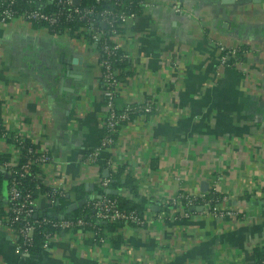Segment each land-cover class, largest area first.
<instances>
[{"label": "crops", "instance_id": "0c3cea01", "mask_svg": "<svg viewBox=\"0 0 264 264\" xmlns=\"http://www.w3.org/2000/svg\"><path fill=\"white\" fill-rule=\"evenodd\" d=\"M141 1L118 39L128 60L117 106L150 101L154 111L126 125L95 164L87 158L100 145L107 113L98 49L80 35L0 23L2 119L49 153L47 178L89 185L97 196L99 177L122 166L148 202L142 227L119 225L96 246L88 231L63 232L48 249L19 254L13 235L0 229V264H257L254 251L264 247V0ZM219 47L240 52L222 65ZM6 149L0 139V154ZM110 160L115 170L106 168ZM110 190L135 200L127 186ZM181 192L221 201L215 212L197 205L188 218H158L161 201ZM36 210L57 215L46 192ZM117 234L123 245L113 249Z\"/></svg>", "mask_w": 264, "mask_h": 264}, {"label": "built area", "instance_id": "2783aa9c", "mask_svg": "<svg viewBox=\"0 0 264 264\" xmlns=\"http://www.w3.org/2000/svg\"><path fill=\"white\" fill-rule=\"evenodd\" d=\"M0 23L6 24L13 21H23L29 23L35 21L36 23L45 21L49 27H53L58 22L59 15L56 13L44 14L43 8L49 7V5L57 4L70 8L74 5V0H25L32 10H26L23 13L17 15L15 11L11 9L15 3L14 0H0ZM101 0H96L100 2ZM113 5L117 0H107ZM79 2V0H78ZM141 5L143 2L141 1ZM42 8V9H41ZM95 13L93 8L79 9L72 8L70 13L67 14V18L77 16L83 20L89 15ZM131 17L124 14H115L112 10H103L99 12L97 17V25L104 24L105 28L109 27V30L104 33L103 29L99 27H92L85 25L80 29L79 35H85L90 38V44L95 47H99V69L101 75V85L103 89V98L107 107V113L104 119L102 128V138L98 149L88 155V163H93L98 160L99 153L104 148L115 147L117 145L118 135L126 125L130 124L131 116L134 118H145L153 114V105L150 101H145L138 104H126L119 108L117 106V96L119 92L121 74L120 69L114 68V64L117 62L127 61L128 56L123 52L118 39L121 35L114 29L113 24L115 21L120 22V26L124 29L125 25ZM47 31V28H45ZM52 31V30H51ZM87 40V39H86ZM88 41V40H87ZM219 51L222 53L220 58L221 64H228V57L237 58L239 50L230 49L226 50L223 47H219ZM234 65V64H233ZM4 129V135L2 141L6 144L7 149L5 153L9 154V160L7 162L0 163V173L7 177L8 186L6 189L7 198L4 201L2 207V213H0V229L7 231L15 238V248L19 254H28L26 251L28 247L34 245L33 236L37 228L42 226H49L54 231L52 233H44L42 248L48 249L51 242L58 239L60 233L63 232H76L85 231L84 228L88 225L83 220H72L64 217H57L52 219L47 216L36 217V201L33 200L32 194H25L20 187V180L27 177L31 179L39 180L42 186L47 189L50 195L67 197L71 204L77 203L76 196L72 193L73 187L69 185H63V183H57L52 178H47V167L51 164V156L47 151L37 150L30 139L18 136L15 133L9 131L7 126L2 123ZM12 134V137L9 136ZM10 138L11 142L8 144L6 140ZM26 141L29 142V146L25 147ZM4 153V154H5ZM25 159L26 162L21 163ZM117 163L112 160L106 162V168L108 170L116 169ZM33 170L37 171V174H33ZM50 177V176H49ZM109 179H98L97 187L103 189H109ZM87 187V188H86ZM89 185H85V190L88 191ZM91 188V187H90ZM46 192V194H47ZM91 192L93 190L91 188ZM215 194V193H214ZM48 196V195H47ZM93 195L94 200L89 202V206L95 212L96 219L102 222L108 223H120L121 225H130L135 227H142L145 223V212L142 215H138L136 212H125L119 209L117 201L115 199L106 198ZM80 201V200H79ZM221 201L217 199L214 202L209 195H194L189 192H181L171 199H163L160 203L161 211L157 214L160 219H176V218H188L189 212L185 209H191L200 205L202 208L211 212H215V206ZM177 210L181 211V216L176 215ZM179 211V213H180ZM230 214L229 212L219 213ZM36 217V218H35ZM91 238H98V243L103 244L104 239L98 237L96 233H90ZM21 239L22 243H16V239Z\"/></svg>", "mask_w": 264, "mask_h": 264}, {"label": "trees", "instance_id": "16d2710c", "mask_svg": "<svg viewBox=\"0 0 264 264\" xmlns=\"http://www.w3.org/2000/svg\"><path fill=\"white\" fill-rule=\"evenodd\" d=\"M14 4L12 5L11 9L16 12L17 15L23 13L26 10H32V8L29 7V5L26 3L25 0H14ZM1 5V1H0ZM72 8H79V9H90L93 8L95 13L93 15H89L85 19L81 20L77 16H72L70 19L67 18V14L70 13ZM141 8V0H117L116 4L113 5L111 2H108L107 0H101L100 2H96V0H79L78 4L72 5L70 8L62 6V5H57V4H52L49 5V7L46 8H41L42 12L44 14H51V13H56L59 15L58 17V22L56 23L55 26L49 27V25L45 21H41L36 23L35 21H31L28 24L39 28V29H45L47 28L49 33L55 34V35H60L63 33L68 34L69 36H78L80 32V29L83 28L85 25H89L92 27H99L103 29V32L106 33L109 30V27H101L100 25H97V17L99 12H102L103 10H112L115 14H124L125 16L129 17H134L137 14H139ZM114 29L117 31L119 35L123 33V28L120 26L119 21H115L113 24ZM52 30V31H51ZM85 39L90 42V38L85 35ZM96 49L99 50V47H96ZM101 58V57H100ZM127 67V61H122V62H117L114 64V68L120 69L122 72L125 70ZM121 75V74H120ZM119 75V77H120ZM131 120L134 119V116H131ZM3 119H2V102L0 101V139H2V136L4 135V129L2 126ZM9 136L12 137V134L9 133ZM8 144H10L11 139L8 138L6 140ZM29 146V142L26 141L25 147ZM9 154L8 153H3L0 154V163L7 162L9 160ZM26 162L25 159L21 161V163ZM33 174H37V171L33 170ZM110 180V183L108 185V188H117L120 186H127L132 190L133 195H136V184L134 179L129 175V172L126 171L125 167H119L118 170L115 173H111L108 178ZM8 186V179L5 180L4 176L0 173V213H2V207H3V202L7 198V189ZM20 187L25 194L29 193L32 194L33 200H37L40 195L44 192H47V189H45L42 184L40 183L39 180L36 179H31L29 177L25 179L20 180ZM106 189L100 188V187H95V192L97 191L98 195L97 196H103L106 198L110 199H115L117 201L118 207L120 210L125 211V212H136L138 215H142L147 209L146 205L148 202L143 199V198H138L137 195L134 197L135 200L132 201H126L125 199L116 196V195H111V194H106L105 193ZM72 193L76 196L77 201L85 199L86 203L72 211L69 212L67 211L68 207L70 206L71 202L69 198L67 197H59V196H54L50 195L47 192V197L54 202V208L56 209V214H48L44 213L42 216H47L52 219H55L61 215L64 218L67 219H72V220H83L86 222L88 225L84 228L85 231H88L89 233H96L98 237L105 239V234L106 233H111L114 234L116 232V229L120 223H108V222H102L96 219L95 212L91 209L89 206V202H92L94 200L93 198V193L88 192L85 190L83 186H75L71 189ZM209 197L216 202V200L219 198L217 194L210 193ZM188 211V208L185 209ZM37 210H35L36 217H41L37 216ZM161 211V208H160ZM35 217V218H36ZM54 229H52L49 226H42L39 227L35 230L34 236H33V243L34 245L31 247L27 248L28 254H35L43 250V242L44 238L43 235L44 233H52ZM17 242L21 244L22 240L21 239H16ZM98 238L92 239L90 241H87L88 244L91 246L94 245H99L98 243ZM112 246L113 249H120L121 246L123 245V240L120 237V235H115L113 238H111ZM255 259L257 264H264V247L255 249L254 251Z\"/></svg>", "mask_w": 264, "mask_h": 264}, {"label": "water", "instance_id": "95a60500", "mask_svg": "<svg viewBox=\"0 0 264 264\" xmlns=\"http://www.w3.org/2000/svg\"><path fill=\"white\" fill-rule=\"evenodd\" d=\"M74 4H78V0H74ZM105 25L104 24H101V27H104ZM75 70V69H74ZM72 72V71H71ZM70 75H74V72H72ZM109 174H108V171H105L103 173V178L104 177H107ZM4 179L7 180V177L4 175ZM105 193L106 194H111V195H116L117 194V191L115 190H110V189H106L105 190ZM98 198H101L100 196ZM86 203V200L85 199H82L80 201H78L77 203H74L72 205H70L67 209V211L69 212H72L80 207H82L84 204ZM200 209H202V207H199ZM194 208H191L190 210H193Z\"/></svg>", "mask_w": 264, "mask_h": 264}]
</instances>
